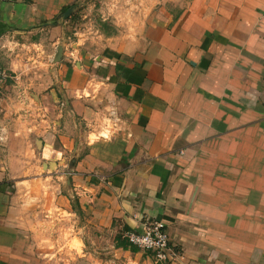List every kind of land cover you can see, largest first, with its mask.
Segmentation results:
<instances>
[{"label":"crops","instance_id":"0c3cea01","mask_svg":"<svg viewBox=\"0 0 264 264\" xmlns=\"http://www.w3.org/2000/svg\"><path fill=\"white\" fill-rule=\"evenodd\" d=\"M0 67V264H264V0L0 2Z\"/></svg>","mask_w":264,"mask_h":264},{"label":"built area","instance_id":"2783aa9c","mask_svg":"<svg viewBox=\"0 0 264 264\" xmlns=\"http://www.w3.org/2000/svg\"><path fill=\"white\" fill-rule=\"evenodd\" d=\"M9 0H0V2ZM9 79V73L0 67V99L2 88ZM124 238L128 244L150 255L153 264H169L179 257V251L170 241L163 221H147L140 232H126Z\"/></svg>","mask_w":264,"mask_h":264},{"label":"rangeland","instance_id":"374dc122","mask_svg":"<svg viewBox=\"0 0 264 264\" xmlns=\"http://www.w3.org/2000/svg\"><path fill=\"white\" fill-rule=\"evenodd\" d=\"M209 162H210L211 167L214 169V171L217 168H222V171H223V175L214 174L213 184L220 183V181H219L220 179H223V182H222V184H223V183H225V180L227 179V182L229 183L228 184L229 190L235 189V192L229 191L230 200L234 199L236 196L237 187L242 185V168H245L244 164H246L248 161H242V160H237V159H228V160L213 159V160H210ZM224 171L228 172V176L224 175ZM64 216H66V215H64ZM65 231H66L65 233L68 232V236H69L70 230H65ZM71 232H73V230ZM66 246L69 249L78 247V248H76L77 249L76 251L80 253V250H79L80 244L78 246V243H76L74 240L69 241L68 244L66 243V245H63V246L60 245V248H62V250H63L66 248Z\"/></svg>","mask_w":264,"mask_h":264},{"label":"water","instance_id":"95a60500","mask_svg":"<svg viewBox=\"0 0 264 264\" xmlns=\"http://www.w3.org/2000/svg\"><path fill=\"white\" fill-rule=\"evenodd\" d=\"M70 12V10H68L67 12H66V15L65 16H67V14ZM61 52V49H59V52L58 53H60Z\"/></svg>","mask_w":264,"mask_h":264},{"label":"trees","instance_id":"16d2710c","mask_svg":"<svg viewBox=\"0 0 264 264\" xmlns=\"http://www.w3.org/2000/svg\"><path fill=\"white\" fill-rule=\"evenodd\" d=\"M122 247H123V248H126V247H128V246H127V245H123Z\"/></svg>","mask_w":264,"mask_h":264}]
</instances>
